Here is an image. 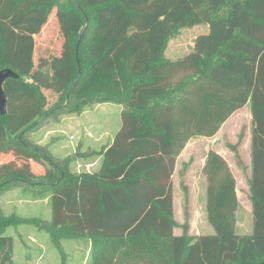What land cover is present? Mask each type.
Returning a JSON list of instances; mask_svg holds the SVG:
<instances>
[{
	"label": "trees",
	"instance_id": "16d2710c",
	"mask_svg": "<svg viewBox=\"0 0 264 264\" xmlns=\"http://www.w3.org/2000/svg\"><path fill=\"white\" fill-rule=\"evenodd\" d=\"M53 8L64 26L62 55L72 58L74 74L54 72L60 94L48 104L41 89L50 84L33 71V36ZM197 23L208 25L206 54L194 58L175 88L180 76L161 70L171 65L162 56L165 44L178 27ZM2 68L19 76L3 83L0 150L19 147L59 175L53 138L40 145L28 135L45 119L57 121L60 111L78 112L92 102L121 105L103 170L64 179L63 170L61 182L52 186L53 229L114 241V258L136 264H264V0H0ZM245 104L251 114V233L221 232L213 224V234L189 237L136 225L149 203L156 219L175 226L158 198H150L163 193L159 180L175 147V112L198 105L199 115L220 124ZM4 227L0 222V232ZM11 251V237L0 233V264L10 261ZM97 264L113 261L101 252Z\"/></svg>",
	"mask_w": 264,
	"mask_h": 264
},
{
	"label": "rangeland",
	"instance_id": "374dc122",
	"mask_svg": "<svg viewBox=\"0 0 264 264\" xmlns=\"http://www.w3.org/2000/svg\"><path fill=\"white\" fill-rule=\"evenodd\" d=\"M207 31L206 23H197L178 27L168 37L162 56L171 65L164 64L161 70L180 76L173 81L175 88L185 77L182 73L190 72L194 58L205 56ZM33 41V71L50 84L41 91L48 104H53L60 94L54 72L66 77L74 74L72 58L62 55L66 48L64 26L58 22L54 8ZM120 107L117 102L105 101L92 102L78 112L60 111L57 121L45 119L35 133L28 135L40 145L53 138L51 146L55 150L51 156L61 159L60 175L42 158L36 159L19 147L0 150V222L5 225L0 233L9 235L12 241L7 264H97L101 252L108 263L136 264L134 259L114 258L110 253L116 246L114 241H94L51 226L52 186L61 182L63 170V179L94 176L103 170L105 153L113 147L120 126ZM186 109H178L173 117L175 147L159 180L163 193L150 196L158 198L172 214L175 226L156 219L149 203L136 225L151 226L161 234L185 231L189 237L213 234V224L221 232L250 234L249 105L235 110L220 124L199 115L198 105ZM1 131L0 143L5 137Z\"/></svg>",
	"mask_w": 264,
	"mask_h": 264
},
{
	"label": "water",
	"instance_id": "95a60500",
	"mask_svg": "<svg viewBox=\"0 0 264 264\" xmlns=\"http://www.w3.org/2000/svg\"><path fill=\"white\" fill-rule=\"evenodd\" d=\"M78 40H79V38H78ZM78 40H77V43H78ZM79 75H80V73L78 72V77H79ZM18 76L19 75L15 71L10 69V68H2V69H0V116L5 114L6 107H7V98H6L5 90L3 88V83H4V81L7 78H11V77L12 78H17ZM76 79L69 85V87L67 89L66 101L68 100L70 89L75 84Z\"/></svg>",
	"mask_w": 264,
	"mask_h": 264
}]
</instances>
